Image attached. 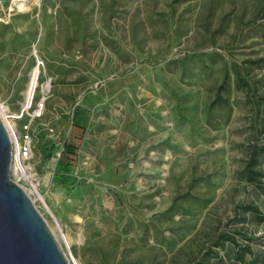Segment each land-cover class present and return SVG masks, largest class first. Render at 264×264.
Segmentation results:
<instances>
[{
	"label": "rangeland",
	"instance_id": "1",
	"mask_svg": "<svg viewBox=\"0 0 264 264\" xmlns=\"http://www.w3.org/2000/svg\"><path fill=\"white\" fill-rule=\"evenodd\" d=\"M263 1L40 0L10 20L0 10V107L20 135L29 125L30 197L65 255L199 264L192 254L216 228L262 250L264 220L239 208L264 216V194L239 178L251 132L239 76L264 86V67L249 63L264 58ZM66 141L77 155L56 172ZM193 177L208 180L189 200Z\"/></svg>",
	"mask_w": 264,
	"mask_h": 264
},
{
	"label": "trees",
	"instance_id": "2",
	"mask_svg": "<svg viewBox=\"0 0 264 264\" xmlns=\"http://www.w3.org/2000/svg\"><path fill=\"white\" fill-rule=\"evenodd\" d=\"M257 24L264 25V1L263 9L258 15ZM264 67V58H259L254 61H249ZM227 75L224 81L215 91V100L219 102L222 91L225 89ZM245 87V97L251 104L250 114V141L244 146V158L241 161L239 178L255 186V189L264 194V86L258 87V82L251 77H241ZM264 85V84H263ZM77 155V147L66 141L56 166V172L64 169L71 164ZM57 178V173L54 175ZM207 178L193 177L189 183L188 191L184 195L189 200H195L194 189L199 183L207 182ZM243 214H251L264 220V216L258 207L252 204H243L239 207ZM239 218L241 214L237 215ZM199 233V232H198ZM238 236L243 240L240 242ZM255 239L242 231L233 229V231H224L216 228L213 234L205 237V241L201 249L194 255L191 261H198L199 264H264V241L262 250H255L251 243ZM223 252V256L220 254ZM163 263V262H162Z\"/></svg>",
	"mask_w": 264,
	"mask_h": 264
},
{
	"label": "water",
	"instance_id": "3",
	"mask_svg": "<svg viewBox=\"0 0 264 264\" xmlns=\"http://www.w3.org/2000/svg\"><path fill=\"white\" fill-rule=\"evenodd\" d=\"M11 163L0 116V264H69L29 194L11 178Z\"/></svg>",
	"mask_w": 264,
	"mask_h": 264
},
{
	"label": "built area",
	"instance_id": "4",
	"mask_svg": "<svg viewBox=\"0 0 264 264\" xmlns=\"http://www.w3.org/2000/svg\"><path fill=\"white\" fill-rule=\"evenodd\" d=\"M8 0H0V10L4 11L5 19L10 20L11 13L15 10L18 12H24L25 9L19 8L14 0H10L11 4L5 8L4 3ZM24 3L27 2V5H32L33 3L28 4V0H23ZM7 11V12H6ZM8 22V21H7ZM42 112L33 114V118L40 117ZM11 139L12 144V163H11V178L16 181L19 185H21L25 189V185L29 184L33 188V175H32V167L30 165V160L33 157L34 145L32 141V137L29 132V125H26L24 128V134L20 135L15 134L11 126L9 125V117L3 119L1 118ZM26 190V189H25ZM28 193V191L26 190ZM30 196V195H29ZM69 264L72 263L73 257L72 255H66Z\"/></svg>",
	"mask_w": 264,
	"mask_h": 264
},
{
	"label": "bare ground",
	"instance_id": "5",
	"mask_svg": "<svg viewBox=\"0 0 264 264\" xmlns=\"http://www.w3.org/2000/svg\"><path fill=\"white\" fill-rule=\"evenodd\" d=\"M29 1H31V3L37 4V5H39V3H40V0H29ZM16 2H17V4H18L19 8H21V9H25L26 11L30 9V6H31V5H27V2L24 3L23 0H16ZM36 79H37V75H36V73H35L34 71H32V73H31V77H30V83H29V86H28V91H27V93H26L25 105H28L29 102H30V100H31V98H32V89H33L34 81H35ZM42 106H43V105H42ZM7 113H8V112L6 111V109L0 107V116H1L3 119H5V118H7V117H9V118H11V119H13V118H18V117H16V116H13V117H12V116H9ZM9 125L11 126L12 131H13L15 134H18V131H17V128H16V124H15V122L9 120ZM32 193L36 196V198L40 197V195H39V193H38V190H37L36 187H35V184H33V190H31V191L29 192L30 196L32 195ZM32 201H33V200H32ZM35 206H36V205H35ZM56 225H57V224H56ZM64 236H65V235H64ZM63 239H65L66 244L68 245V247H70L71 242H70L69 238H68L67 236H65V238H63ZM73 263H74V264H81V262H80L79 260L75 259V258H73Z\"/></svg>",
	"mask_w": 264,
	"mask_h": 264
},
{
	"label": "crops",
	"instance_id": "6",
	"mask_svg": "<svg viewBox=\"0 0 264 264\" xmlns=\"http://www.w3.org/2000/svg\"><path fill=\"white\" fill-rule=\"evenodd\" d=\"M45 23L42 21V26H43V29H44V27H45V25H44Z\"/></svg>",
	"mask_w": 264,
	"mask_h": 264
}]
</instances>
